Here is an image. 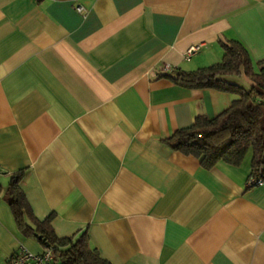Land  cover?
I'll use <instances>...</instances> for the list:
<instances>
[{"label": "crops", "instance_id": "crops-1", "mask_svg": "<svg viewBox=\"0 0 264 264\" xmlns=\"http://www.w3.org/2000/svg\"><path fill=\"white\" fill-rule=\"evenodd\" d=\"M231 40L264 63V0H0V264L46 251L10 207L21 172L34 217L110 264H264L252 150L206 170L166 144L232 106L171 78Z\"/></svg>", "mask_w": 264, "mask_h": 264}, {"label": "trees", "instance_id": "trees-1", "mask_svg": "<svg viewBox=\"0 0 264 264\" xmlns=\"http://www.w3.org/2000/svg\"><path fill=\"white\" fill-rule=\"evenodd\" d=\"M221 46V62L191 72L179 70L171 78L180 87L232 94V106L215 119L198 117L192 127L179 130L166 144L197 158L206 170L219 162L239 166L252 150L250 179L264 181V63L256 67L240 42H221ZM24 175L21 172L13 176L7 191L20 231L37 237L46 251L52 252L53 264H110L91 247L86 232L60 239L49 219L39 221L34 217L21 187Z\"/></svg>", "mask_w": 264, "mask_h": 264}, {"label": "built area", "instance_id": "built-area-1", "mask_svg": "<svg viewBox=\"0 0 264 264\" xmlns=\"http://www.w3.org/2000/svg\"><path fill=\"white\" fill-rule=\"evenodd\" d=\"M81 11V8L79 9ZM200 46H193L186 52L184 58L190 61L195 55L198 54ZM170 70V67L166 68V72ZM264 181L261 179H250L248 186H263ZM53 254L51 251H45L42 255H33L27 251L21 252L17 258L13 261V264H53Z\"/></svg>", "mask_w": 264, "mask_h": 264}]
</instances>
